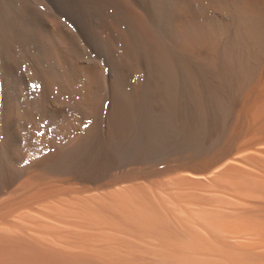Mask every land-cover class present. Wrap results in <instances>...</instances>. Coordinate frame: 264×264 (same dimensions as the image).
<instances>
[{
  "label": "bare ground",
  "instance_id": "obj_1",
  "mask_svg": "<svg viewBox=\"0 0 264 264\" xmlns=\"http://www.w3.org/2000/svg\"><path fill=\"white\" fill-rule=\"evenodd\" d=\"M0 264H264V0H0Z\"/></svg>",
  "mask_w": 264,
  "mask_h": 264
}]
</instances>
